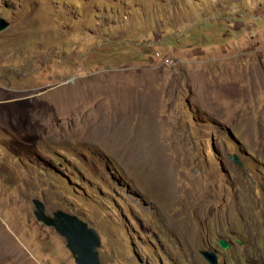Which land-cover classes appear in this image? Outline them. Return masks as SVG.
Returning a JSON list of instances; mask_svg holds the SVG:
<instances>
[{
    "label": "rangeland",
    "instance_id": "1",
    "mask_svg": "<svg viewBox=\"0 0 264 264\" xmlns=\"http://www.w3.org/2000/svg\"><path fill=\"white\" fill-rule=\"evenodd\" d=\"M0 18V236L21 259L0 264H75L32 199L91 226L101 264H264V0H0Z\"/></svg>",
    "mask_w": 264,
    "mask_h": 264
},
{
    "label": "water",
    "instance_id": "2",
    "mask_svg": "<svg viewBox=\"0 0 264 264\" xmlns=\"http://www.w3.org/2000/svg\"><path fill=\"white\" fill-rule=\"evenodd\" d=\"M8 27L9 23L0 18V32L5 31ZM230 161L241 167L237 155H232ZM31 204L34 207L35 220L47 228H52L64 239L65 246L75 264H101L98 254V249L101 246L100 237L91 226L78 216L63 211L53 212L49 216L43 202L38 199H32ZM218 245L223 250L228 248L223 240H219ZM200 254L209 264H217L215 253L202 251Z\"/></svg>",
    "mask_w": 264,
    "mask_h": 264
},
{
    "label": "bare ground",
    "instance_id": "3",
    "mask_svg": "<svg viewBox=\"0 0 264 264\" xmlns=\"http://www.w3.org/2000/svg\"><path fill=\"white\" fill-rule=\"evenodd\" d=\"M14 249L15 248L12 247V244L7 242L6 239L4 242H2V238L0 236V260L1 259L5 260V259H8L11 256H13V257H17V260L19 263L21 261V259L17 255L16 250H14Z\"/></svg>",
    "mask_w": 264,
    "mask_h": 264
},
{
    "label": "flooded vegetation",
    "instance_id": "4",
    "mask_svg": "<svg viewBox=\"0 0 264 264\" xmlns=\"http://www.w3.org/2000/svg\"><path fill=\"white\" fill-rule=\"evenodd\" d=\"M243 156H246V155H243Z\"/></svg>",
    "mask_w": 264,
    "mask_h": 264
}]
</instances>
